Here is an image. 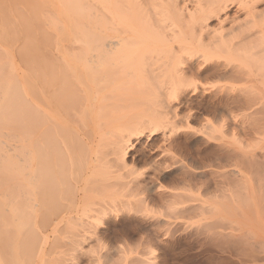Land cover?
<instances>
[{
	"label": "bare ground",
	"instance_id": "obj_1",
	"mask_svg": "<svg viewBox=\"0 0 264 264\" xmlns=\"http://www.w3.org/2000/svg\"><path fill=\"white\" fill-rule=\"evenodd\" d=\"M1 1L3 2V0H1ZM13 1H15V0H13ZM19 1H20L21 5L26 4L25 9L23 8L24 11L25 10L26 11L24 14L23 9L19 8L20 4H17L18 6L15 4L18 8L13 7V8H17L15 11H17L18 12L17 14H19L18 19H19V24H20L21 29L20 28H19V30L17 28H15V29L21 32V33L19 32V34L21 35L20 40H22L20 48H19V46H17L19 48V50L17 47L16 48L19 51V53H18L19 58L21 57L22 59L26 60L27 62L29 60L28 63H31L30 64L31 69L29 72L31 76L29 75L30 76L29 77L27 75V77H28V79L32 78V81H33V84H32L33 90L32 91H33V93H31L32 91H30V89L27 88V86H31V84L28 83L29 80L25 79L27 73L24 74L22 72L23 74L21 76L24 79V82H26L24 84H26L25 87L27 88V90L30 91V93L34 95V96H32L33 98H35L34 101L32 99V101H33L32 105H34V107L31 106V107H33V109H32V111H30L29 109L31 107H28L30 104L26 107L24 105L25 103L22 104L23 101L27 102V100L24 99L22 94L24 92H25V95H27V94H26L24 87L21 89L19 88L21 83H20V85H17L20 82V80L18 79L19 82H18V80H16L17 84L15 82L16 78H14V76L18 78V77H20V74H19V76L17 74H15L17 71L14 72L15 67L13 68L14 65L12 66L13 61L10 59L12 61V63H10V65H9L8 61H5V60L2 61V57H0V74H3L4 72H6L2 76L0 75V77H1L0 78V83H1L0 89L2 91L1 93L7 94V95H5L6 97H3V94L0 96L1 98L4 99L3 103L0 102V106H1L0 107V116H1V118L5 117V118H2L3 121H4V119L10 120V122H7V123L11 124L12 126L13 125L15 126L13 120H16V119L20 120L21 114L25 113V111L23 109H25L27 107L29 108L28 111L31 112V113L29 112L30 115L34 114L33 121H31V119H30L31 117L29 118V120L31 122L30 127H34V128H30L29 132L31 131V129H34L35 133H32V135L35 134V135H33L34 136V143L33 144L36 147L32 144H31V146H33L36 149V151H35L36 156L33 159L27 160V158H26L27 155L25 156L24 155L25 153L24 154L22 153L26 159L23 157L24 160L23 161L19 160L20 161L19 162L17 160L18 157L17 158L12 157L14 159V161L9 162V160H7L9 163L5 162L6 159L3 158L4 156H1V159H3L4 161L2 160V162H1L2 164L0 163V178H3V180H5V179L7 180L13 176H16L15 175L16 171H14L15 169L13 170L14 167H16L17 171L19 168H23L25 170H28L27 174L31 173V175L34 177V179L33 178L32 179L34 182V187H35L34 189L35 190L33 191L34 192V194L32 196L33 200H32V198L30 199L31 201L29 200L30 202L33 201L31 203L32 206L30 205L32 207V208L30 207L32 210L30 211L31 214L29 213V215L33 216V220H34L33 225H34V227H37L38 230L36 229L37 232L35 231V233H37V234L32 232L35 235H33L32 233H31V235H30V233H26L29 231H26L25 232L26 234H22V235H27V237L25 238L26 240L28 239V241L30 240V241H32V243H34L36 241H33V238L31 240L30 237L33 235L34 239H35L36 238L35 236H38L37 238L40 239L39 242L41 245V239L43 240L42 241V244H43V243H45V241H47V239L50 236L53 237L52 239H54V241H55V239H59L58 240L59 242H62V241H60V238H68V237L73 238L74 237V239L71 238V242L69 241L71 243V245L69 244V242L66 243V241H65L64 242L65 244L63 242L58 243L59 244L58 246H54V244H50L51 246L49 248L48 247L45 248L43 245L39 246V248H37V251H35L34 253L32 252L33 250L32 251L30 250L31 253H30V251H28V249L26 250V248L28 246H29L28 248H30V249L32 248L30 246V244H32V243L28 242V244L25 246L24 242H23L22 245H24L25 249H24V247L22 248L20 246V244H17V246L19 245V249L21 247L22 251L24 249V251H23L24 253L21 251H18L19 249L15 245L14 249L16 248V250L17 249L18 250H17V252H14L12 261L9 262V259L5 260L2 257V255H3L2 254V255H0L1 256L0 257L1 263H3V264L4 263L9 264L10 263L11 264V262H12V264H78L76 262H73V263L67 262L68 260L69 261L71 260L70 259L71 253H69L70 255L67 253L69 255V258L68 257L66 258L65 255H67V254L64 255L65 252L63 253L64 250H62L63 245L68 244L65 246V251H67L66 250L67 248L75 250V247L78 246V244H79L78 240H80V242H81V240L85 241V239L88 238L87 233H89V235H91V237H95V238L97 237L98 238L99 233L101 232V234H102V231H99L96 229V222L97 221L99 222L102 219L104 220V217L107 216V215H105L107 212V209L104 208V205L101 206V201H100V203L99 202L96 203V201L90 202L89 204H91V205H89L88 208L83 204V201H85V199H87L86 193L88 191H91L95 187H102L103 188V187L115 186L117 184H120V186L118 185V187H119V189H121L120 187H122V185L124 187L128 182L130 183L131 180L129 181V179H128V182H119L118 178H119L120 174L119 175H117V174L111 175L112 172H114V171L116 172L119 169L126 167V164L128 161L126 159V152H127L126 151V145H127L126 143H128L127 141H129L133 135L140 136L142 131L144 130L143 125H145V124L147 125L148 123H152V124H148L149 126L151 125L150 127H152L154 124L155 126H153L152 128L158 126L156 123H163L164 125H168L169 123H171L170 119L172 118L171 116L168 117L166 115L161 116L160 113H163L161 110H160L161 112L159 111V113H157V114H160L159 115L160 118L158 116H156V117H158V119H156V118L152 119L155 116L154 117L152 116V118H149V119H145L147 117H143L139 114L138 115L133 114L132 116H129V117L128 116L123 117L124 114H129L130 112L134 111V110H132V108L133 107L135 108V106H133L130 110H127L130 112L124 113L122 115V117L103 119L104 117H106L108 115V114L104 115L102 113L103 111L101 109L103 108V103L106 101H109V102L111 101V103L108 104V107H107V108H111L110 106H113L115 104V102L119 101L121 98H124V97H121L122 94L124 95L125 92L130 93L129 91H135L137 93H142L144 95H146V94L152 95L155 100H152L153 102L151 104H153L154 106L163 108L162 102L164 99H166L165 97H169V96L171 97L172 93L184 94L193 84L196 83L193 80L194 78L198 79V77H199V79H200V76H203L205 78V77L209 76L208 75L209 73L211 75L216 76L217 78L228 79V80H231L232 82L233 81L242 82V80L243 81L246 80L249 82L251 79L250 76H253V78L257 79L256 83L262 84L264 82V81H262V80H264V68L262 66H260L259 64H260L261 59L264 57V48L261 47L263 40H264V25H262L258 21H261L260 19L262 17L264 19V0H19ZM8 2L10 3L12 1L9 0ZM5 4H6V0H4V5H3V3H1L0 11L4 8V7L2 8V5L5 6ZM13 4L12 5L10 4L11 7L13 6ZM22 6H24V5H22ZM4 9L5 10H2L0 14L3 13V15L4 14L9 15L10 13L11 14L13 13L12 11H10V13H9V10L7 11L6 7ZM20 9H22V10L20 11ZM27 10H28V12H27ZM5 11H7L8 14ZM26 12H27V16H26ZM30 16H31V19H30ZM0 18H1V15H0ZM7 18H10V17H7ZM6 20L7 19H5V21ZM44 20H47L46 21L47 24ZM3 21H4V19H3ZM27 21H29V22H27ZM42 21H43V23L45 22V24H43V25H46V26L48 25L50 27V29H52L50 31L51 34L49 33V31H46L48 29L44 30L45 26L41 25ZM0 22H2V20ZM262 22H264V21L262 20ZM2 24H1V26H3ZM8 24H10V23H8ZM9 26L7 25V27H6L4 25V27H6V28H8ZM16 26H17V24H16ZM28 27H31V28H28ZM10 28H11V26H10ZM12 29H13V31L15 30L14 27ZM41 29H43L46 34L44 33L43 30L42 31L44 34L39 33L41 31ZM16 30H15V35L18 34V31H16ZM8 31H10V30H8ZM8 31H6V32L9 33ZM52 31H54V33H53L54 35L52 34ZM2 33H5V32H2ZM47 33H49V36L47 35ZM6 34H4V35H6ZM41 34H43L42 37H41ZM4 35L2 34L1 36H4ZM20 35H19V37H20ZM35 35H37V37ZM45 35H47V37ZM52 35L54 36V39L59 40V42L61 40V42L56 43V41L54 40L56 44H53L52 43L53 39H51L53 37ZM38 36L40 37V39H38ZM8 37H9V34H8ZM6 39H7V37H6ZM16 40H19L18 36H17ZM51 40H52V42H51ZM49 44H51V45H49ZM52 45H54V46H52ZM48 46L53 47V50H51L52 53L46 49V47H48ZM1 48H3V47H1ZM48 48H51V47H48ZM45 50H47L46 52L51 53V54L46 53ZM5 51H7V49ZM7 52L9 53V50ZM1 54L6 56L3 53V51L1 52ZM17 55H16V57H18ZM6 58H7V60L9 59L7 56H6ZM246 61L251 63V65L247 64ZM5 62H7V64ZM207 67H208V69H207ZM206 69L207 70L210 69V71L205 72V71H207ZM12 71L15 75L12 73ZM21 71L27 72L24 69L20 70V72ZM8 72H9V74H8ZM23 76H25V77H23ZM5 77H6V79H5ZM20 79H21V77H20ZM23 79H21V80H23ZM191 80L193 82H191ZM32 81L30 80V82H32ZM246 81H244V83ZM191 83H193V84L191 85ZM263 85H264V83H263ZM22 86H23V83H22L21 87ZM194 86H192V89L190 88V90L194 91V89H193ZM248 86H249V84H248ZM246 88L249 89L250 86H249V88L246 86ZM224 89H226V88H224ZM226 90H228V89H226ZM242 91H243V88H242ZM249 91L250 90H245L244 92H241L242 93L241 95H243V96L245 94L247 95V92H249ZM227 92H226V94H227ZM132 93H134V92H132ZM137 93H134V94L136 95ZM251 95L254 96V94H251ZM18 96H19V98L22 96V98L19 99ZM178 96L179 95H177V97ZM243 96H242V98H243ZM180 97H182V96H180ZM237 97L239 100H243V99H240L241 96H237ZM237 97L236 98L234 97L235 98L234 102L236 101ZM16 98H18V100H21L22 103L18 102V101L15 102L17 100ZM234 98H232V100ZM13 99H14V102H13ZM160 99H162V102ZM238 99H237V101L240 102ZM167 100H168V98H167ZM32 101L30 103H32ZM154 101H155V103H154ZM164 101L167 103L166 100H164ZM252 101H253V99H252ZM4 102H6L7 105H6V108L3 110V108L5 106L1 105V104H4ZM11 103H13V104L11 105ZM15 103H16V105H14ZM79 103H80V107L78 105ZM240 103H242V101ZM117 104H119V103H117ZM120 104H122V101L120 102ZM170 104L171 103H167L166 106H164V108L168 107V110L170 111V108L172 107V105H170ZM17 105H18V107H17ZM123 105L127 106L128 104L125 103ZM253 105H254V103H253ZM77 106L79 107V110H83V112L82 111L80 112L82 114H84L86 112V110L93 113L94 116H93V118L91 117V120H93L92 124H93V122H95L94 126L96 128L95 127L94 128L97 129V130H95V133L97 132L100 135L99 137H96V139L97 138H99L100 140L102 139L101 141H104L103 143H106L108 145L106 153L109 157L108 158L105 157L106 160L104 159L105 160L104 164L107 166V168H114V170L106 169L105 173L103 172V174H102L100 172V174H102V175L99 174V176H93L94 175L93 169L95 168V166H94V164H92V162H94V163L97 162L98 158L89 157V159H88L89 166H88L87 162L84 160L88 155L85 154V155H87L85 157L84 153H82L85 151L84 150L82 151L79 149L81 151L80 152L77 149L79 145H78V143H76L75 148H76V151L78 152V154H75V155L78 156L81 153L82 156L80 155V157H81L82 161L84 160L87 164L86 170L90 169L89 170L90 172H89L88 177L87 176L85 177L84 171H86V170H81L78 172V174L75 173V175L72 176L73 180L68 181V180H65V179H68L66 177L67 175H64L63 172L60 171V168L63 166L62 162H64L67 159L65 158V160L62 161L60 159L61 151L59 152V150H58L60 155L57 157L55 155H58L59 153L56 154V151H54V150H56V148L57 149L59 148V149L64 150L62 154H64V152H65L66 153L65 155H69L68 150H67V148H68L67 146H69V148L71 146L66 145V143L64 142L65 144L63 145V148H61V146H59L60 144L58 145L59 142H56V141H61V138L65 137V136H70L73 133H77V135H78V132H76V130H77L76 128H74L73 126L71 128L70 124H69V127H67L66 124H65L66 126L63 125L64 121L66 119L65 117L70 116L68 118V120H69L73 115V119H74L75 115H74L73 111L75 109L76 110L78 109ZM115 106H116V104H115ZM225 106H226V102H225ZM10 107H12V109ZM14 107L17 110H19V109H20V111L23 110L22 113L21 112H20V114L17 113L19 111H17ZM81 107H82V109H81ZM1 108H2L3 112L1 111ZM13 108L15 111L13 110ZM129 108H130V106H129ZM6 110H8L7 113H6ZM25 110L27 111V109H25ZM165 110L166 109H164V112L166 113ZM173 110L174 109H171V111H173ZM13 111H14V113H13ZM106 111H105L106 113L109 112V110H106ZM110 111H111L110 114L111 113L114 114L112 111V108L110 109ZM15 112L18 114L17 116H15L16 115ZM90 112H88V113H90ZM80 113L78 112L77 114H80ZM138 113H139V111H138ZM142 113H144V112H142ZM155 113H156V111H155ZM5 114H6V116H5ZM7 114L8 115L10 114V116H8L9 118L7 117ZM112 114H111V116H112ZM85 115H86V113H85ZM85 115H83V116H85ZM154 115H156V114H154ZM102 116H104V117H102ZM109 116H107V117H109ZM147 116H151V115H147ZM15 117H16V119H14ZM24 119L25 118L21 119L22 122L29 121L27 119H25V120ZM84 119H85V117H84ZM21 120H20V122H21ZM87 120H88L87 122L90 125L89 119H87ZM69 121L72 122V119ZM17 122L15 121L16 125H17ZM32 122H34V124ZM85 124H87V123H85ZM23 125H21V126H23ZM32 125H34V126H32ZM75 126H77L76 122H75ZM171 126H173V124ZM16 128H18V127H16ZM88 128L90 129L91 127H88ZM94 128H92V134H93L92 136L93 137L91 136L90 138H88V136L87 137L85 136V138H87V140L89 139L88 143L89 142L93 143L96 141V139L94 137L96 135L98 136V134H95L93 132ZM81 129L79 131H81ZM18 130H20V129H18ZM154 130H155V128L152 129L151 132ZM21 131L22 130H20V132ZM84 131H85V133H83ZM84 131L83 132L81 131L82 134H87L86 133L87 130H84ZM22 132H24V131H22ZM90 133H91V131H90ZM142 136H144V135H142ZM69 138L71 140L70 139H68V140H70V142H72L73 138L72 137H69ZM78 138H79V135H78L77 139ZM171 138H172V136H171ZM139 139H140V137H139ZM27 140L28 139H26V141H24L25 145L29 141V140L28 141ZM134 140H136V139H134ZM66 141H67V139H66ZM75 141H76V139H75ZM78 141L79 140H77L76 142H78ZM80 141H82V139H80ZM83 141H85V140H83ZM97 141H98V139H97ZM2 142H3V140H2ZM29 143H30V141H29ZM103 143H100V145L98 144L97 146L102 147L101 144L103 146L105 145ZM8 144L9 143L7 142V145ZM10 144H11V142H10ZM81 144H83V142ZM54 145H56V147H54ZM130 145H131V143H130ZM31 146L29 147L30 149H31ZM72 146H75V143ZM9 147L12 148L11 146H9ZM22 148H23V146H22ZM22 148L20 151H24V149H26V148H23V150H22ZM75 148L73 149V152H74ZM79 148H81V146ZM102 149H103V147H102ZM102 149H100V150H102ZM104 150L105 149H103L102 151H104ZM164 151H166V150H164ZM73 152H70V154L72 155ZM0 153H2L0 155H3V151L0 150ZM65 155H61V157L62 156L64 157ZM73 155H74V153H73ZM73 155L71 156V158L68 159L69 168L71 165L70 161L72 160V163H73V158H76V156L74 157ZM104 155H105V153H104ZM163 155H164V153H163ZM83 156H84V158H82ZM28 158H29V156H28ZM15 159L17 161H15ZM75 161H77V158L75 159ZM84 161L79 162L80 165L84 166ZM76 165H77V163H76ZM76 165H75V167L74 166L73 167L76 168ZM79 166H77V169ZM4 167H5V170H3ZM73 167H72V170L74 172L75 170ZM159 170H161V169H159ZM2 171H4V172H2ZM122 172H123L122 176H124V172L127 173V171H122ZM18 174H20V173L18 172ZM18 174H17L15 179H10V181L12 180V182L9 181L11 184L9 182H6L7 184L4 183L6 180L3 182V184L7 185V186L5 185V187H7V188H5L4 185H2V183H0L3 186V188H5V190H8V189H10V191L13 190V188L11 189V187L14 186L12 184H15L17 182V180L18 181L20 180L19 176H21V175H18ZM127 174L122 178L126 177L125 179H127L130 172ZM182 174H184V173H182ZM31 175H29V176H31ZM26 178L28 180V176ZM29 179H30V177H29ZM119 179H121V178H119ZM2 181H0V182H2ZM13 181H16V182L14 183ZM24 181H25V179L23 180V182ZM136 181L134 180V182H136ZM152 182H151V184L153 185ZM131 183H130V185L133 184V183L132 184ZM138 183H139V181H138ZM9 184L11 185V187H9ZM19 184L20 183L18 182V185ZM21 184H22V182H21ZM139 184H141V183H139ZM15 185L17 186V184H15ZM128 185H127V189H129V192H131V190H130L131 186H128ZM135 185H137V183L136 184L134 183V187H135ZM262 185H263V189H264V184L261 183L260 186L262 187ZM16 186L14 188H15V190H18L19 187L17 188ZM141 186H143V185H141ZM136 187L134 189H136ZM3 188H0V190L5 191ZM124 188L122 190H124ZM138 188H139V186H138ZM23 189H24V187H23ZM127 189L125 188V190H126L125 192H128ZM140 189H142V188H140ZM21 190H20V193H22V191H23V190L22 191ZM1 191H0V193L2 196L3 192H1ZM8 191H6L8 193V196H5V197H10L11 199H12V197H14L13 201L9 203V205L11 206L12 205L11 203L16 202V201H14V199L16 197L12 196L14 194H11L10 191L9 192ZM25 191H23V192L25 193ZM28 192H30V191H28ZM4 193H3V195H7V193L6 194H4ZM20 193H19V195H20ZM263 193H261V194L263 195ZM127 194L129 195L130 193H127ZM155 194H156V196L158 195L157 191ZM163 194H165V193H163ZM163 194H161V197H163ZM16 195H17L16 200L18 198L22 197V196H19L18 193ZM122 195H124V194L122 193ZM166 195H168V194L166 193ZM25 196L27 198L26 201H28V199L30 197L29 196L27 197L26 193H25L24 197ZM125 196H126V193H125ZM169 196L170 195H168V197ZM24 197H23V199H25ZM68 197L70 198V203L68 202L69 203L68 205H65V203L62 204L61 200H63L64 198L67 199ZM157 198H159V197H157ZM2 199L0 198L1 202H2ZM159 200H160V198H159ZM9 201H11V200H9ZM9 201H7V202H9ZM26 201H24V202L26 203ZM170 201H172V200L170 199ZM170 201H169V204H170ZM261 201L263 202L261 205V208H263V213H264V201H263V199H261ZM20 202H22V201L20 200ZM25 203L23 204V206L28 204L29 202L26 204ZM15 204H18V202ZM92 204L96 205V206H97V204H99V207L98 206L92 207ZM122 204H123V201H122ZM0 205H1V207H0V212H1L0 213V227L1 226L3 227V226L8 224V227L10 228V226L13 225L14 228L19 231L18 233H16L15 230H13V232H12L11 229H9L10 232L8 233L5 230L4 231L0 230V233H2L0 236L2 238H4L2 241L4 242V240L6 241L10 237H11L10 241H12V240L15 241L16 240L15 237L16 238L18 237V235L20 234V231L23 233L22 230H24L25 226H26V225L24 226V223H23L25 221L22 220L21 218H19L20 215H18V214L19 213L21 214V211L20 212L18 211V209H19L18 205H15V208H16V206L18 207L17 209H15V208L13 209V206L11 208H9V210H11V211L13 209L12 212H14V211L17 212V215H16V212L12 213V215L13 214L15 215V216L13 215L12 219L14 217L15 218L18 217L17 218L18 221L14 218L15 220L13 222L12 219L10 218V220H11V221H9L10 223H7V218H5L3 216V213L1 211V209L3 210L2 204H0ZM7 205H8V203H7ZM105 205H106V203H105ZM154 205H155V203H154ZM4 207H5V204H4ZM27 208H28V206L25 208V210ZM5 209H6V207H5ZM5 209H4V211H5ZM25 210L24 211L22 210V211L25 212ZM32 212H33V215H32ZM173 212H175V210H173ZM259 212L260 211H258V214L261 215V212L260 213ZM127 213H128V211H127ZM169 214H171V213L169 212ZM83 217H85V218H83ZM245 218H246V216H245ZM259 218L260 217L258 216L254 219L258 220ZM248 219L249 218L247 217L246 220L244 219V221L249 222L250 220H248ZM73 220H75V221H73ZM76 220H78V221L76 222ZM79 220H81V222ZM256 220H254V221L257 223ZM15 221H16V223H15ZM19 221L21 222V224ZM27 221H29V220H27ZM30 221H32V219H30ZM254 221L252 219V222H254ZM68 222H73L76 225L80 223L79 224L80 229L75 228L74 230H72V229L67 230L66 225H68ZM252 222H249V223H252ZM258 222H259V220H258ZM11 223H13V224H11ZM17 223L20 224L21 226H19V227L17 225L15 226V224H17ZM25 224H27V223L25 222ZM167 224H169V223H167ZM28 225L29 224H27V227H28ZM93 225H95V226H93ZM253 225H251V226H253ZM23 226H24V228H22ZM256 226H257V224H256ZM258 226L260 228L259 230L257 229V227H254V228H256V230H258V231H256L254 237H256L255 239L257 240V243L259 242V244H261V246H263L264 245V214L261 216V222L259 223ZM91 227H92V229H91ZM89 228L91 230H89ZM30 229H31V226H30ZM2 231L4 232V234ZM6 232H7V234H6ZM13 233L15 236L14 239L12 238ZM249 233H251V231H249ZM4 235L6 237L9 235L10 236H9V238L5 239ZM75 236L76 237L79 236L81 238L79 239L77 237L78 238V240H77V239H75ZM1 237H0V240H1ZM19 239L20 238L18 237L17 242H19ZM26 240H24L25 244H26ZM68 240H70V239H68ZM10 241H9V243H11ZM14 241H12V242H14ZM20 241H23V239ZM54 241H52V242H54ZM36 244H37V242H36ZM36 244H34V245H36ZM2 246H4V245H2ZM116 246L117 245H115V247ZM79 250L80 249H78V251ZM6 251H7V249H6ZM25 251H27V252H25ZM55 251H56V253H58V252L63 253L64 258H63V256L54 257L53 260L50 261V260H48L49 257L48 258L45 257V256L52 254V252H55ZM78 251H74V252H78ZM3 253H5V252L3 251ZM56 253H54V254H56ZM80 255H82V254H80ZM110 259H111V256H110ZM115 259H117L116 256H115ZM103 260H104V258H103ZM103 260L100 261L99 257L93 258V256L92 257L88 256L87 257V264H108L107 263L108 258L106 259V261H103ZM121 260H122V258L120 259V261ZM118 263L119 262H117V264ZM112 264H113V262H112ZM145 264H151V263L148 261V262H145Z\"/></svg>",
	"mask_w": 264,
	"mask_h": 264
},
{
	"label": "rangeland",
	"instance_id": "obj_2",
	"mask_svg": "<svg viewBox=\"0 0 264 264\" xmlns=\"http://www.w3.org/2000/svg\"><path fill=\"white\" fill-rule=\"evenodd\" d=\"M8 1L9 0H6L5 6H3L4 0H3V2L0 0V2L3 3L2 8L6 7V10L7 11L9 10V13H10V11H12L14 13V14L10 13L9 14L10 16L5 15V14L3 15V13L0 14L1 15L0 21L2 20V22H0V26L5 21V19H7L2 24L3 26L0 27V33H1L0 34V57H2V61L3 60L8 61L9 65L13 61L12 66L14 65L13 68L15 67L14 72L17 71L15 74H17L18 76L20 74L21 79H23L21 75L23 73L24 74L27 73L26 77L25 76H23V77H25L26 80H29L28 83H30L31 86H27V88H29L30 91H32L33 90L32 78L28 79V77H27V75L28 76L30 75L29 72L31 69V65H30L31 63H28L29 60L27 62L26 60L22 59L21 57L19 58V54H18L19 53L18 50L20 48L22 40H20L21 39V35L19 34L20 31H18L20 28L19 19H18L19 14H17L18 12L15 11L18 8L17 4H20L19 8H22V9L23 8L25 9L26 4H22V5H24V6H22L19 0H17V1L16 0L15 1L10 0V1H12L10 3ZM1 3H0V5H1ZM10 4L11 5L13 4V6L11 7ZM13 7H17V8H13ZM4 8L2 10H5ZM22 9H20V11ZM24 9H23V11H24ZM1 11H0V13H1ZM7 11H5V12L8 14ZM25 11L23 12L24 14H25ZM27 12H28V10H27ZM27 12H26V16H27ZM6 16L10 17L11 19L7 18ZM3 19H4V21H3ZM30 19H31V16H30ZM260 20L261 21H258V22H260L262 25H264V22H262V20L264 21L263 17ZM44 21L46 22L47 20H44ZM27 22H29V21H27ZM45 22L43 23V21H42L41 25L45 26L44 30L48 29L46 31H49V33H50V31L52 29H50V27L48 25L47 26L43 25V24H45ZM8 23H10V24H8ZM16 24H17V26H16ZM46 24H47V22H46ZM4 25L6 27H7V25L8 26L10 25L11 28H10V26L8 28H6V27H4ZM13 27H14V29L15 28L18 29V30H16V29L15 30L18 31V34L20 35V37H19V35L16 34L18 36L19 40H16L17 36L15 35V30L13 31V29H12ZM28 28H31V27H28ZM8 30H10V31H8ZM42 30L43 29H41V31ZM1 31L5 32V33H2ZM6 31H8L9 33H7ZM41 31L39 33H43V31L42 32ZM44 33H45V31H44ZM49 33H47L48 36H49ZM53 33H54V31H52V34ZM2 34L3 35L6 34V35L1 36ZM8 34H9V37H8ZM43 34H41V37ZM47 35H45V36L47 37ZM35 36L37 37V35H35ZM39 36H38V39H40ZM6 37H7V39H6ZM51 39H53V42L51 40V42L53 44H56L59 42V40L54 39V36ZM54 40L56 41V43ZM60 42H61V40H60ZM51 44H49V45H51ZM17 46H19V48ZM52 46H54V45H52ZM52 46H48V47H51L52 49L46 47V49L49 50L51 53H52L51 50H53ZM1 47H3V48H1ZM16 47L18 48V50ZM261 47L264 48V40H263ZM6 49H7V51L9 50V53L7 51H5ZM47 50H45V52ZM2 51L9 58L8 60H7L6 56L1 54ZM46 53H48V52H46ZM51 53H48V54H51ZM16 55L18 57H16ZM5 63L7 64V62H5ZM246 63L251 65V63H249L248 61H246ZM259 65L264 68V57L261 59ZM23 69L27 72H24V71L20 72V70H23ZM207 69H208V67H207ZM208 71H210V69L205 71V72H208ZM4 73H6V72H4ZM4 73L0 74V75L2 76V75H4ZM12 73H13V71H12ZM8 74H9V72H8ZM208 75L209 76H207L205 78L203 76H200V79H199V77H198V79H196V78L193 79L194 82H196L195 84L191 83V85L193 84L192 86L195 85L193 87L194 91L190 90V88L192 89V86H191L185 92L186 94L185 93L184 94L172 93L171 97L170 96L165 97L166 99H164V100H166L167 103H171L170 105H172V107L170 108V111H171V109H174L171 112L168 110V107L164 108V106H166V104H167L164 100L162 102V99H160L162 102L163 108L157 107V106H154L153 104H151L153 102L152 100H155L152 95H149L146 93H145L146 95H144L142 93H137L135 91H129L130 93L125 92L124 95L122 94L123 96L121 95V97H124V98H121L119 101L115 102L116 106H115V104L113 106H110L112 108L113 113H114V114L111 113L112 116L110 114L111 108H107L108 104H110L111 101L110 102L106 101L103 103V108L101 109L103 111L102 113L104 115L108 114L107 116L110 115L109 117L102 116V117H104L103 119L122 117V115L124 113L130 112L127 110H130L133 106H135V108L134 107L132 108V110H134V111L131 110L132 112H130L129 114H124L123 117H127V116L129 117V116H132L133 114L134 115L139 114L143 117H147L145 119L152 118V116L153 117L155 116L152 119H155V118L158 119L159 115L161 114V116H164V115H166L168 117L171 116L172 117L170 119L171 123H169L168 125H164L163 123H156L158 126L154 127L155 130L152 132H151V130L154 129L152 127L155 125L153 124V126L150 127L151 125L149 126L148 124H152V123H148L147 125L145 124V125H143V129L145 131L143 130L144 132L142 131L140 136L133 135L130 139L131 141L130 140L127 141L128 143H126L127 144L126 145V151H127L126 152V159L128 161H127L126 167L119 169L116 172L115 171L112 172L111 175H116V174L119 175L120 174L119 178H121V179H119L117 177L119 182H128V179H129V181L131 180L130 183L133 181L132 182L133 184L131 183L133 186L130 185L129 182L125 185L126 187L124 186L127 189V185L129 184L128 186H131V188H130L131 192H129V189H127L128 192H125L126 190L123 187V185H122V187H120L121 189H119L118 185L120 186V184H117L115 186L103 187V188L102 187H95L91 191H88L86 193L87 199H85V201H83V204L88 208L89 205H91V204H89L90 202L96 201V203L97 202L100 203V201H101V206L104 205V208L107 209V212L105 214L107 216L104 217V220L102 219L99 222L98 221L96 222V229L99 231H102V234H101V232L99 233L98 238L97 237L96 238L91 237V235H89V233H87L88 238H86L85 241L81 240V242H82L81 243L80 240H78V238L80 239L81 237L77 236L78 237L77 238L75 236V239H77L79 241V244H78V246H76L77 248L75 247V250L67 248L66 249L67 251H65V246L68 244L63 245L64 248L62 247V250H64L63 253L65 252L64 255L67 253L68 254L71 253V255L69 254L71 260L70 261L68 260L67 261L68 263L76 262L78 264H87V257L93 256V258L99 257L100 261H102L103 258H104L103 261H106V259L108 258V262H107L108 264H112V262H113V264H117V262H119L118 264H145V262H148V261L151 264H264V245L261 246V244H259V242L257 243V240L255 239L256 237H254L256 231H258L260 229L258 225L261 222V216L264 214L263 208H261V205L263 203L261 201V199H263V201H264V197H263L264 196V193H263L264 189H263V185H262V187L260 186L261 183L264 184V85H263L264 82L262 84L256 83L257 79L253 78V76H250L251 79L249 82L244 80L247 82V83L246 82L244 83L243 80H242V82H240V81L239 82L238 81L232 82L231 80H228V79H222L221 78L222 79L221 80L220 78H217L216 76L211 75L210 73ZM20 77L17 78L14 76V78H16L15 82H16V80L19 79L20 82L18 80L19 83L17 84V82H16V84L20 85V83H21V85H22V83H23L22 87H21V85H20V87L19 86L18 87L20 89L23 87L25 88L27 95H25V92H24L22 94V96L24 97V99L27 100V102L23 101V103H22L21 100H18L19 96H18V98H16L17 100L15 102L18 101V102H21L22 104L25 103L24 104L25 107L28 106L29 104L30 105L28 107H31V106L34 107V105H32V104H33V101L35 100V98H33L32 96H34V95L31 94V93H33V91L30 93V91L27 90V88L25 87L26 84H24L26 82H24V79L21 80ZM5 79H6V77H5ZM30 80L32 82H30ZM262 81H264V80H262ZM191 82H193V81L191 80ZM248 84H249L250 88H249ZM254 84L255 85L257 84V85L255 86ZM0 86H1V83H0ZM246 86L249 89H247ZM224 88H226L228 90H226ZM242 88H243V91H242ZM244 89L250 90V91L247 92V95L245 94L246 93L245 92L244 93L245 95L243 96V95H241L242 94L241 92H244L245 91ZM1 92L2 91L0 89V96L3 94ZM132 92L137 93V94L135 95ZM226 92H227V94H226ZM250 93L254 94V96H252ZM5 95H7V94H3V97H6ZM177 95H179V96L177 97ZM22 96L19 99H21ZM180 96H182V97H180ZM237 96H241L240 99H243V100H239ZM242 96H243V98H242ZM234 97L235 98L237 97V99L240 102L242 101V103L238 102L237 99H236L237 102L236 101L234 102V100H235ZM167 98H168V100H167ZM232 98H234V99L232 100ZM249 98L250 99L252 98L253 101H252V99L250 100ZM0 99H1L0 102L3 103L4 99L1 97H0ZM32 99H33V101H32ZM31 101H32V103H30ZM121 101H122V104H120ZM13 102H14V99H13ZM225 102H226V106H225ZM252 102L254 103V105ZM117 103H119V104H117ZM125 103H127L128 105L127 106L123 105ZM154 103H155V101H154ZM12 104L13 103H11V105ZM1 105L5 106L3 108V110H4L6 108L7 104H6V102H4V104H1ZM14 105H16V103ZM78 105L80 107V103ZM129 106H130V108H129ZM12 107H10V108L12 109ZM17 107H18V105H17ZM28 107L25 108V109H27V111L29 109ZM33 107H31L29 110L32 111ZM79 107L77 109L78 111L75 109L77 112L75 110L73 111L74 115H75L74 119H73V115L69 119V120L72 119V122H70L68 120V118L70 116L65 117L66 118L65 121L63 120L64 121L63 125L66 124L67 127H69V124H70L71 128L73 126L74 128L77 129L76 132H78L79 138L77 139V137H78L77 133H73L70 136H65V137L61 138V141H56V142H59L58 145L60 144L59 146H61V148H63V145L65 143H66V145L71 146L70 148H69V146H67L68 147L67 150H68L69 155H65L66 154L65 152H64V154H62L64 151L62 149L56 148V150H54V151H56V154L61 151V155H65L64 157L63 156L61 157L60 153L58 155L54 154L57 157L60 155V159L62 161H64L65 158L67 159V160H65L66 162L64 161L67 165L64 162H62L63 166L60 168V171H62L64 175H67L66 177L68 179H65V180H68V181L73 180L72 176L75 175V173L78 174L79 171L86 170V165L88 164L89 157L98 158L97 162H95L97 165L94 162H92V164H94V166H95V168L93 169V171H94L93 176H99L100 172L102 174H103V172L105 173L106 169L114 170V168H107V166L104 164V161L106 160L105 157L106 158L109 157L106 153L108 145L106 143H103L104 141H101L102 139L100 140L99 138H97L98 141L96 139V137H99L100 135L97 132L95 133V130H97V129H95L96 127L94 126L95 122H93V124H92L93 120H91V117L93 118V116H94L93 113L86 110V112H85L86 115H85V113L82 114L80 112L81 111L83 112V110H79ZM14 108H13V110H14ZM25 109H23L25 111V113H22L23 110L20 111V109L19 110L16 109L17 111H19L17 113L20 114V112H21L23 114V115L21 114L22 117L20 116V120L23 118L29 120V118L31 117L30 119H31V121H33L34 114L30 115L31 112L30 111L27 112ZM81 109H82V107H81ZM164 109H166L165 110L166 113L164 112ZM3 110L1 108L2 112H3ZM106 110H109V112L106 113L107 112ZM154 110L156 111V113ZM160 110L163 113L157 114V113H159ZM7 111L8 110H6V113H7ZM14 111H13V113H14ZM138 111H139V113H138ZM78 112L80 114H77ZM88 112H90V113H88ZM142 112H144V113H142ZM17 113L15 112V114H16L15 116L18 115ZM154 114H156V115H154ZM83 115H85V116H83ZM147 115H151V116H147ZM5 116H6V114H5ZM8 116H10V114L9 115L7 114V117ZM156 116H158V117H156ZM84 117H85V119H84ZM2 118H5V117H2ZM2 118L0 116V143H1L0 144V150L3 151V155H0V159H1V156H4L3 158L6 159L5 162H7V163H9L10 161L11 162L14 161V159L12 157H14V158L18 157V159H17L18 161L19 160L23 161L26 155H27V157H26L27 160L33 159L36 156L35 155L36 149L33 146H31V144L34 145L33 144L34 143V136L33 135H35V134L32 135V133H35V132H34V129H31V131L29 132L30 128H34V127H30V124H31L30 120L25 122L24 121L25 119H24L23 120L24 122H22V120L20 122V120L19 119L17 120L15 117L14 119H16V120L12 119L14 121L15 126L14 125L12 126L11 124L7 123V122H10V120L4 119V121H3ZM87 119H89L90 125L87 122L88 121ZM15 121L16 122L18 121L17 125H16ZM75 122L77 123V126H75ZM32 123L34 124V122H32ZM85 123H87V124H85ZM172 124H173V126H171ZM21 125H23V126H21ZM32 126H34V125H32ZM16 127H18V128H16ZM88 127H91V128L89 129ZM92 128H94L93 132L95 134H98V136L96 135L94 137L96 139L95 142H93V143L89 142L88 143L89 139L87 140V138H85V136L86 137L88 136V138H90L93 135L92 134ZM18 129H20L24 132H22V131L20 132V130H18ZM80 129L82 132L84 130H87L86 131L87 134H82V132L79 131ZM90 131H91V133H90ZM83 133H85V131ZM142 135H144V136H142ZM171 136H172V138H171ZM69 137L73 138L72 142H70L71 139ZM139 137H140V139H139ZM133 138L136 140H134ZM26 139H28L30 141V143L27 140L28 142L25 145L24 141H26ZM66 139H67V141H66ZM68 139H70V140H68ZM75 139H76V141L77 140H79V141L76 142ZM80 139H82V141H80ZM2 140H3V142H2ZM83 140H85V141H83ZM7 142L9 143L8 145L11 146L12 148H10L7 145ZM10 142H11V144H10ZM73 142L75 143V146H72L74 144ZM82 142H83V144H81ZM76 143H78V145H79L77 149L78 150L80 149L82 151L84 150L85 152H82V153H84V155L85 154L88 155V156L85 155V157L86 156L87 157L84 159L87 162V164L83 160L85 167L80 165V163H79V162H83L81 157H80L81 151L79 150L80 155H78V156L75 155V154H78V152L76 151V148H75ZM100 143L105 144L104 145L105 147L101 144L103 149H105L104 151H102L103 150L102 147L97 146L98 144L100 145ZM130 143H131V145H130ZM29 145L31 146V149L29 148L30 147ZM22 146H23V148H26V149H24V151H20ZM80 146L82 149L79 148ZM54 147H56V145H54ZM23 148H22V150H23ZM74 148H75V150L73 152ZM100 149H102V150H100ZM58 150H59V152H58ZM164 150H166V151H164ZM70 152H73L74 155H73V153H72V155L74 157L76 156V158H77L78 162L75 161L76 158H73V163L75 165L77 163L76 168H74L75 165L72 163V160L70 161L71 165L69 168L68 159L71 158V156H72L70 154ZM22 153L23 154L25 153L24 154L25 156H23ZM104 153H105V155H104ZM163 153H164V155H163ZM0 154H2V153H0ZM28 156H29V158H28ZM82 158H84V156ZM2 160L3 159L0 160V163L2 162ZM7 160H9V162ZM17 160L15 159V161H17ZM77 166H79L78 169H77ZM88 166H89V164H88ZM72 167L75 170L74 172L72 170ZM158 168L161 170H159ZM3 170H5V167ZM13 170L16 171V174H15L16 176H17L18 172L20 173L18 175H21V176H19V178H20L19 181L17 179H16L17 182L13 181L14 183L16 182L15 184H17V186L15 184H12L14 186L11 187V185H10L11 184L10 182H12V180L10 181V179H15L16 176H13V177L7 179L8 181L6 179H5L6 180L5 181V180H3V178H0L1 179L0 181L3 180L0 183H2V185H4V187H5V185L7 184L6 182L10 181L9 187H11V189L13 188V190H11L12 192L10 191V189H8V190L10 191L11 194H14L12 196H15L17 198L16 194L18 193V195H19L20 190L22 189L23 191L26 190L25 193L27 194V197L29 196L30 198L28 199V201H26L27 198H26V196L24 197L25 193L21 190L23 194L20 193L19 196H22V197L18 198L17 200L15 198L14 201H16V202L11 203L12 205L10 206L9 203L13 201L14 197H12V199L10 197H5V196H8V193L6 192L8 190H5V188H7V187L3 188V186L0 184V186H1L0 188H3L5 190V191H1V190L0 191L3 193L5 192L4 194L7 193V195H3V193H2V196L0 193V198L1 199L3 198L2 199L3 203L0 201V204H2V208H3V210L1 209V211L3 213V216L5 218H7V223H10L9 222V221H11L10 218L12 219V217L14 215V214L12 215V213L16 212V211H14V212H12V211L15 208V205H18V207H19L18 211L19 212L21 211V214L20 213L18 214V215H20L19 218L24 220L29 225L27 227V224H25V222H23L24 226L25 225L26 226H25V229L22 230L23 233L20 231V234L18 235V237L20 238L19 242H17L18 237L16 238L14 236V233H13V237H12L13 239H14V237L16 239L15 241L12 240L14 242L10 241L11 240L10 239L11 237L9 238L10 235L7 237L5 236L7 234V232L8 233L10 232L9 229H11L12 232H13V230H15L16 233L19 232L18 230H16L14 228L13 225H11L10 228L8 227V224L3 226V227L2 226L0 227V230L7 231L6 234L4 235L5 239L9 238L6 241L4 240V242H3L2 240L4 238H2L0 236L1 237L0 255L3 254L2 257L5 260L9 259V262L12 261L14 252H17V250L19 249V245L17 246V244H20V246L23 248L24 245L26 246L28 244V242L32 243V241H30V240L28 241V239L27 240L25 239L27 237V235H22V234L30 233V235H31L32 232L35 233V231L37 232V230H38V228L34 227V225H33V222H34L33 216L29 215L30 211L32 210L31 209L32 208L31 203L33 202V201L30 202L31 201L30 199L32 198V196L34 194L33 191L35 190L34 189L35 188L34 182H33L34 177L31 175V173L27 174L28 170H25L23 168H19L17 171L16 167H14ZM89 170L90 169L84 171L85 177L86 176L88 177L89 172H90ZM122 171H127V173L130 172L127 179H125L126 177L122 178L127 174L126 172H124V176H122L123 175ZM2 172H4V171H2ZM182 173H184L185 175ZM102 174H100V175H102ZM29 175H31V176H29ZM27 176H28V180L26 178ZM29 177H30V179H29ZM24 179H25V181L23 182ZM134 180L135 181L137 180V181L134 182ZM20 181L22 182V184L24 186L21 184ZM138 181L141 184H139ZM3 182L6 184H3ZM18 182L20 183L19 185H18ZM151 182L153 183V185L151 184ZM134 183L135 184L137 183V185H135V187L137 186L136 189H134L135 188ZM141 185H143V186H141ZM154 185L155 186L157 185V186L155 187ZM15 186L17 188L19 187L18 190H15V188H14ZM138 186H139V188H138ZM23 187H24V189H23ZM123 188H124V190H122ZM140 188H142V189H140ZM135 190L136 191L138 190V191L136 192ZM28 191H30V192H28ZM156 191H157V194L159 196L158 195L156 196V194H155ZM122 193L124 195H122ZM125 193H126V196H125ZM127 193H130L131 195L130 194L128 195ZM163 193H165V194H163ZM166 193L170 196L168 197V195H166ZM261 193H263V195ZM161 194H163V197H161ZM23 197L25 199H23ZM157 197H159L160 200ZM19 199L23 203L20 202ZM170 199L173 202L170 201ZM9 200H11V201H9ZM32 200H33V198H32ZM121 200L123 201V204H122ZM7 201H9V202H7ZM24 201H26V203H28V202L29 203L26 204ZM61 201H62L61 202L62 204L65 203V205H68L70 203V198L69 197L67 199L64 198ZM169 201H170V204H169ZM17 202H18V204H15ZM7 203L9 206L7 205ZM24 203L28 206V208L26 210H25V208L27 206L26 205L23 206ZM105 203H106V205H105ZM154 203H155V205H154ZM4 204H5L6 209L4 207ZM12 206H13V209L11 211V210H9V208H11ZM97 206L99 207V204H97ZM97 206L92 204V207H97ZM0 207H1V205H0ZM18 207L16 206L15 209H17ZM4 209H5V211H4ZM21 209L23 211L25 210L26 213L23 212ZM173 210H175V212H173ZM127 211H128V213H127ZM258 211L261 212V215L258 214ZM169 212L171 214H169ZM16 215H17V212H16ZM32 215H33V212H32ZM245 216H246V218L247 217L249 218L248 219V220H250L249 222H252V219H253V221L256 220L254 218L259 216L260 217L258 219L259 222H258V220H256L257 223L254 221L257 224V226L254 222H252V223H249L248 221L245 222L244 221V219L246 220ZM14 218L12 219L13 222L15 219L17 220L18 217L15 219ZM29 218L32 219V221H30ZM83 218H85V217H83ZM27 220H29V221H27ZM73 221H75V220H73ZM77 221L78 220H76V222ZM79 221L81 222V220H79ZM21 222H20V224H21ZM15 223H16V221H15ZM167 223H169V224H167ZM11 224H13V223H11ZM20 224L17 223V224H15V226L17 225L19 227V226H21ZM79 224L76 225L73 222H68V225H66L67 230H71V229L74 230L75 228L80 229ZM250 224L251 225L254 224V225L251 226ZM24 226L22 228H24ZM30 226H31V229H30ZM93 226H95V225H93ZM254 227H257L258 230H256V228H254ZM91 229H92V227H91ZM91 229L89 228V230H91ZM26 231H29V232H26ZM249 231H251L252 234L249 233ZM1 234L2 233H0V235ZM3 234H4V232H3ZM35 234H37V233H35ZM35 234H33V235H35ZM33 235L30 238H31V240L33 238V241H36L37 244H36V242H34V243L30 244V246L32 247L31 249L28 248L29 246L26 248V250L28 249V251L33 250L32 251L33 253L35 251H37V248H39V246L43 245L45 248H47V247L49 248L51 246L50 244H54V246H58L59 245L58 243H62V242L64 243L65 241H66V243L69 241L71 242V238H72V237L71 238H69V237L68 238H60V241H62V242H59L58 241L59 239H55V241H54V239H52L53 237L50 236L47 239V241H45V243H43V244H42L43 240L41 239V245H40V242H39L40 239L37 238L38 236H35L36 238L34 239ZM22 239H23V241H20ZM68 239H70V240H68ZM72 239H74V237ZM24 240H26V244H25ZM9 241L11 243H9ZM52 241H54V242H52ZM23 242H24V245H22ZM70 242H69V244L71 245ZM34 244H36V245H34ZM2 245H4V246H2ZM15 245L18 247L17 250H16V248L14 249ZM115 245H117V246L115 247ZM21 247H20V249H21ZM6 249H7V251H6ZM20 249L18 251L23 252L25 247H24L23 251H22V249L21 250ZM78 249H80V250L78 251ZM2 250L5 253H3ZM31 251H30V253H31ZM74 251H78L79 253L74 252ZM25 252H27V251H25ZM54 253H56V251L52 252V254L45 256V257L46 258L49 257L48 260H50V261L53 260L54 257L63 256V258H64L63 253H59V252L56 254H54ZM68 254L65 255L66 258L67 257L69 258ZM80 254H82V255H80ZM110 256H111V259H110ZM115 256L117 259H115ZM119 258L120 259L122 258V260L120 261ZM0 264H3V263H1V258H0ZM4 264H7V263H4ZM11 264H12V262H11Z\"/></svg>",
	"mask_w": 264,
	"mask_h": 264
}]
</instances>
